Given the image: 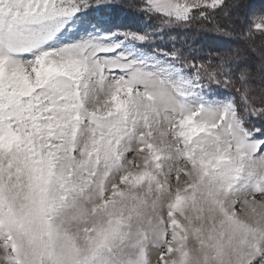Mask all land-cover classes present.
<instances>
[{"label": "rangeland", "instance_id": "1", "mask_svg": "<svg viewBox=\"0 0 264 264\" xmlns=\"http://www.w3.org/2000/svg\"><path fill=\"white\" fill-rule=\"evenodd\" d=\"M99 1L0 0V264H264V137ZM144 1L222 26L197 49L264 99V34L228 33L264 30V0Z\"/></svg>", "mask_w": 264, "mask_h": 264}, {"label": "trees", "instance_id": "2", "mask_svg": "<svg viewBox=\"0 0 264 264\" xmlns=\"http://www.w3.org/2000/svg\"><path fill=\"white\" fill-rule=\"evenodd\" d=\"M98 3L97 8L100 11L108 13L113 22L117 21L112 29L114 35L119 36L124 31L131 35L130 41H135L137 34L143 35L147 40H138L135 43L136 48L164 53L171 64L183 70L187 69L195 89H202L204 93H231L234 96L235 113L243 121L244 127L264 137V99L256 100L251 94L240 93L243 90V80L253 81L256 79V73L250 72L241 76V67H228L233 61L241 58L239 55L226 56L220 60L217 49L213 47L205 51L197 49L202 41L219 47L232 42L226 33H222V26L218 24L216 29L209 26L204 22L203 14L197 10L192 11L184 21L164 17L151 12L144 0H100ZM245 32L244 23L234 32H228L238 39L235 46L241 49L255 45L256 40L264 34V30L251 31L244 37ZM249 59L254 64L258 61L255 54H250ZM259 71L264 72V68Z\"/></svg>", "mask_w": 264, "mask_h": 264}]
</instances>
